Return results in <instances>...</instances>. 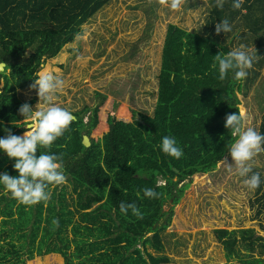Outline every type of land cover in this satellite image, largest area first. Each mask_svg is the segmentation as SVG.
Wrapping results in <instances>:
<instances>
[{"label":"trees","instance_id":"obj_1","mask_svg":"<svg viewBox=\"0 0 264 264\" xmlns=\"http://www.w3.org/2000/svg\"><path fill=\"white\" fill-rule=\"evenodd\" d=\"M110 1L0 0V62L10 69L8 74L0 72V124L4 128L14 135L26 131L19 123L24 117L18 113L25 103L16 89L30 87L44 61L57 56ZM232 3L225 0L223 8L215 4L204 29L197 32L168 24L151 115L134 112L129 122L109 115L108 131L97 141L90 138L91 145L85 147L83 136L90 137L98 125L99 107L106 96L98 93L100 102L94 107L70 111L76 120L50 149L37 151V155L50 151L60 156L67 178L68 185L52 190L49 186L48 201L18 204L0 185V264H26L50 253L60 254L65 264L169 262V257L153 255L148 247L163 249L160 232L170 224L173 206L189 186L187 180L214 170L237 139L225 128V117L238 114V94L245 79L236 80L233 73L220 79L215 56L231 49L224 33H215V25L223 20L231 25L243 22L258 45L263 41L259 33L264 31V0H243L241 9H234ZM104 111L100 123L105 121ZM258 132L264 134V112ZM6 135L0 129V137ZM164 136L176 138L183 149L180 159L162 153L159 145ZM13 164L14 159L0 152V173L18 175ZM255 172L262 180L255 194L264 207V171ZM67 187L75 201H67ZM146 188L158 197H145ZM121 202L135 204L143 218L138 219L131 209L122 214ZM167 202L173 206L165 211ZM216 232L226 252V264H264V237L254 229ZM234 258L238 262H231Z\"/></svg>","mask_w":264,"mask_h":264},{"label":"rangeland","instance_id":"obj_2","mask_svg":"<svg viewBox=\"0 0 264 264\" xmlns=\"http://www.w3.org/2000/svg\"><path fill=\"white\" fill-rule=\"evenodd\" d=\"M170 2L111 0L81 26V34L66 44L57 56L46 59L38 70L37 77L47 70L63 80L55 103L71 112L97 105L100 102L98 93L106 96L99 107L98 125L90 134L92 139L97 141L108 131L109 115L117 120L132 121L134 112L152 114L168 24L200 31L216 4V0H183L179 10H172ZM232 26L231 33L223 34L230 49L243 44L254 55L242 93L238 94V107L245 116V128L258 131L264 112V31L259 33L263 41L258 45L243 22L237 21ZM9 72L10 69L6 70L7 74ZM2 86L1 80L0 88ZM16 93L23 103L35 110L39 102L35 89L19 88ZM103 111L105 121L100 123ZM19 123H23V119ZM248 163L252 171H264V153ZM244 179L238 175L229 152L214 170L193 175L187 180L189 186L179 203L173 206L167 202L163 208L167 211L173 206L171 222L160 232L163 249L155 251L148 247V252L169 257V262L162 264H226V252L216 230L251 228L264 237L263 200L257 201L258 195L244 185ZM67 190V201H75L70 187ZM254 254L258 256L259 252ZM231 262H238V259ZM26 264L65 263L60 254L50 253L35 256Z\"/></svg>","mask_w":264,"mask_h":264},{"label":"clouds","instance_id":"obj_3","mask_svg":"<svg viewBox=\"0 0 264 264\" xmlns=\"http://www.w3.org/2000/svg\"><path fill=\"white\" fill-rule=\"evenodd\" d=\"M224 2L225 0H216V7L223 8ZM182 3L183 0H171L169 7L172 10H179ZM242 4L243 0H233L232 7L241 9ZM232 30L233 26L228 20L215 25L217 35L222 32L231 33ZM215 61L218 63L221 80L229 73H233L236 80H243L248 75L247 70L253 66L254 55L241 44L226 55L217 54ZM216 63L213 67H216ZM4 64L0 62V66ZM63 83L58 75L47 70L39 73L34 79L30 87L36 90L39 98L35 110L28 103L18 109L19 115L24 117L23 127L27 129L23 135H14L10 128H4L0 124V129L7 133L6 136L0 137V152L6 154L9 159H14L13 170L18 173L14 176H10L7 171L0 173V185L18 204L32 206L42 201L46 202L50 199V192L47 190L50 185L55 187L67 182L60 156L50 151L39 152L37 155L41 148L50 149L74 121V116L69 110L55 103L56 94L62 89ZM244 120L245 116L241 111H238V114H227L224 126L233 137H237L228 147L237 173L245 178L243 183L248 189L255 190L262 183L261 174L252 173L248 162L264 152V134L252 127L245 128ZM159 147L162 153L169 157L178 160L183 156V149L173 136H164ZM143 193L147 198H157L159 195L151 188L144 189ZM119 207L122 214H127L131 209L132 214L138 219L143 218L135 204L121 202Z\"/></svg>","mask_w":264,"mask_h":264},{"label":"water","instance_id":"obj_4","mask_svg":"<svg viewBox=\"0 0 264 264\" xmlns=\"http://www.w3.org/2000/svg\"><path fill=\"white\" fill-rule=\"evenodd\" d=\"M3 63H5V62H3ZM5 65H6V64H4L3 66H0V72H2V71L4 70ZM73 116H74V115H73ZM136 118H137L139 121H141V116H140L138 113L136 114ZM74 120H76V117H75V116H74ZM127 122H128V121H127ZM82 144H83L85 147H89V146L91 145L90 137L87 136V135H84V136H83V139H82Z\"/></svg>","mask_w":264,"mask_h":264},{"label":"flooded vegetation","instance_id":"obj_5","mask_svg":"<svg viewBox=\"0 0 264 264\" xmlns=\"http://www.w3.org/2000/svg\"><path fill=\"white\" fill-rule=\"evenodd\" d=\"M5 64H6V63H5ZM8 69H9V68H6V65H5V68H4V70H3V71H5V72H6V70H8ZM3 71H2V72H3Z\"/></svg>","mask_w":264,"mask_h":264}]
</instances>
